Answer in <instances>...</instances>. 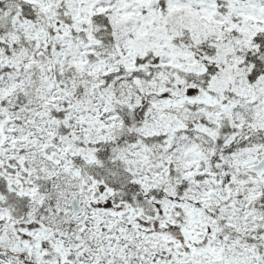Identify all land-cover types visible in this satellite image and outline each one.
Masks as SVG:
<instances>
[{
	"label": "snow or ice",
	"instance_id": "obj_1",
	"mask_svg": "<svg viewBox=\"0 0 264 264\" xmlns=\"http://www.w3.org/2000/svg\"><path fill=\"white\" fill-rule=\"evenodd\" d=\"M0 264H264V0H0Z\"/></svg>",
	"mask_w": 264,
	"mask_h": 264
}]
</instances>
